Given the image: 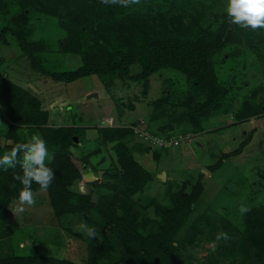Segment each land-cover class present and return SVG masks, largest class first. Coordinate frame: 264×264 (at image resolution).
<instances>
[{
    "label": "trees",
    "instance_id": "1",
    "mask_svg": "<svg viewBox=\"0 0 264 264\" xmlns=\"http://www.w3.org/2000/svg\"><path fill=\"white\" fill-rule=\"evenodd\" d=\"M226 3L225 0H141L139 5L123 8L105 5L101 0H0V45H16L30 58L33 71L58 83L70 84L97 75L107 88L116 81L141 82L146 87L148 79L155 74L177 72L187 83L188 110H182L180 115L174 110L169 123L159 131L171 132L178 138L181 135L177 128L185 120L193 127V133L200 132L203 117L218 111L227 113V106L234 100L232 85L226 76H221L223 62L217 56H222L231 44L244 40L257 50L258 56L264 51L261 46L264 28L254 31L230 24ZM33 16L55 20L62 29L59 51L77 55L82 61L80 67L54 72L42 64V55L51 45L49 38L42 35L32 39ZM134 67L139 70L132 74ZM263 89L264 85L257 91L253 89L252 96L243 100L235 115L237 121L264 116V100L260 99L264 96ZM31 93L12 86L5 76H0V102L5 104L1 102L2 112L10 124L7 140L12 141V144L0 145V157L15 144L27 141L20 139L21 129L29 128L32 135L40 131L50 157H54L48 166L54 170L55 179L47 191L54 214L58 218L100 220L98 230L102 243L90 245L86 263L26 252L7 254L0 264H193L197 261L195 257L184 252L188 247L201 245L205 228L211 230L212 241H216L220 231H226L231 238L216 241L218 244L209 249L208 261L204 264H264V206L251 208L243 215L245 229L240 232L201 201L204 172L199 173L195 182H190L191 192L181 190L170 195L171 207H157L162 218L157 231L141 233L149 220H138L140 213L133 197L144 192L156 175L130 155L126 138L136 135L133 126L97 127L102 144L119 143L118 183L97 181L87 183L91 186L89 192L73 191L77 182H83V171L88 167L96 171L88 158L78 160V144L74 138L84 130L75 125L67 110L60 111V116L45 110ZM200 97L204 99L199 102ZM252 137L238 150L224 155L211 169L215 171L228 158L241 154ZM138 147L142 148L141 144ZM143 148L145 154H153L154 160L160 163V153L148 144ZM163 149L171 151L169 147ZM14 173L23 174L19 164L7 171L0 168V211H6L18 199L22 185L14 180ZM32 188L38 190L39 186L33 183ZM17 248L22 250L18 244Z\"/></svg>",
    "mask_w": 264,
    "mask_h": 264
},
{
    "label": "rangeland",
    "instance_id": "2",
    "mask_svg": "<svg viewBox=\"0 0 264 264\" xmlns=\"http://www.w3.org/2000/svg\"><path fill=\"white\" fill-rule=\"evenodd\" d=\"M30 25L35 32L32 39L37 40L40 35L49 38L48 44L51 46L48 51H44L41 61L47 69L65 72L81 66L82 61L77 55L59 51L62 29L53 18L33 16ZM261 46L264 48V43ZM217 57L223 62L220 65L221 76H226L228 84L232 85L234 100L227 106V113L218 111L207 118L203 117L200 132L193 133V127L187 123L189 121L180 124L178 134L187 141L171 147L170 153L163 149L165 145L160 146L157 142L161 137L177 136H172L171 132L161 134L159 129L169 123L174 110L178 113L188 110L187 83L175 71L151 76L146 87L141 82L116 81L107 88L97 75L70 84L58 83L33 71L30 58L25 57L16 45H0V76H5L12 86L30 90L41 101L43 109L52 110L59 116L63 110L72 114V120L77 123L75 125L84 130L79 133L76 142L78 160L88 158L98 171V181L101 183L112 185L119 181L116 177L120 170L119 143L102 144L97 127L107 126L110 119L113 126H133L136 135L126 138L130 155L156 175L144 192L133 197L140 213L138 220H149L147 228L141 231L143 235H147L150 230L157 231L162 220L157 207H171L170 195L173 193L181 190L191 192L190 182H195L200 172L206 174L201 179L204 187L201 197L203 204L243 232L244 217L239 213L241 203L251 208L264 206V116L237 121L235 115L243 100L252 96V90L257 91L264 85V51L258 56L257 50L249 47L244 40L231 44L222 56ZM132 70L133 74L139 67ZM164 98L167 101L164 102ZM201 99L204 97L197 100L200 102ZM260 99L264 100V96H260ZM1 102L0 145L3 147L7 143L12 144V141L7 140L10 124L2 112L5 104L2 102V106ZM184 129L190 132L183 134L181 131ZM19 133L20 139L24 141L32 135L29 128H23ZM37 133L41 135L40 131ZM251 135V141L241 154L225 160L219 169H211L224 155L238 150ZM149 136L151 138L148 139ZM140 144L142 148L138 147ZM146 144L162 155L160 163L154 160L153 154L143 152ZM177 147L180 148L174 149ZM162 172L167 173L166 181L160 177ZM72 190L86 193L91 190V186L77 182ZM13 207L14 203L6 211H0V260L8 257L7 254L27 252L29 255L54 256L86 263L90 245L102 243L98 230L100 220L56 217L47 192L39 193L36 204L26 206L22 213L15 215L11 210ZM83 221L97 228V237L89 238L80 231L79 225ZM210 234L211 230L205 228L201 245L188 247L184 252L187 256L192 254L195 257L197 261H193V264L207 263L209 249L218 244L210 239ZM17 244L22 250H18Z\"/></svg>",
    "mask_w": 264,
    "mask_h": 264
},
{
    "label": "clouds",
    "instance_id": "3",
    "mask_svg": "<svg viewBox=\"0 0 264 264\" xmlns=\"http://www.w3.org/2000/svg\"><path fill=\"white\" fill-rule=\"evenodd\" d=\"M101 3L130 8L133 5H139L141 0H101ZM225 11L229 17L230 24L238 25L244 29L251 28L254 31L264 28V0H227ZM109 121L110 124L107 126L103 125L102 127H120L113 126L112 119ZM175 141H178V145L174 144ZM183 142L185 143V139L182 141L180 137L178 139L177 137H161L157 144L171 148L179 146ZM53 158L50 157L47 142L38 133L31 135L26 142L15 144L10 152H5L0 157V168H3L4 171L15 169L18 164L22 169V175L13 174L14 180L19 181L22 185L18 199L13 202L15 207L11 208L15 215L24 212L26 206H34L37 195L48 191L55 179L54 170L48 166ZM33 183L39 186L38 190H33ZM250 211L251 207L247 204L241 203L239 206V213L241 215L247 214ZM79 229L89 238L97 237V228L90 226L87 221L81 222ZM230 238L229 234L224 231L218 232L215 236L216 241H228Z\"/></svg>",
    "mask_w": 264,
    "mask_h": 264
},
{
    "label": "water",
    "instance_id": "4",
    "mask_svg": "<svg viewBox=\"0 0 264 264\" xmlns=\"http://www.w3.org/2000/svg\"><path fill=\"white\" fill-rule=\"evenodd\" d=\"M75 142L78 141V138L75 137ZM207 173V172H206ZM166 172H162V175L160 177H162L163 181H166ZM82 180L85 183H95L99 180V175H97V173L93 170L92 167H88L86 171L82 172Z\"/></svg>",
    "mask_w": 264,
    "mask_h": 264
},
{
    "label": "built area",
    "instance_id": "5",
    "mask_svg": "<svg viewBox=\"0 0 264 264\" xmlns=\"http://www.w3.org/2000/svg\"><path fill=\"white\" fill-rule=\"evenodd\" d=\"M174 144H175V145H178V141H175Z\"/></svg>",
    "mask_w": 264,
    "mask_h": 264
},
{
    "label": "crops",
    "instance_id": "6",
    "mask_svg": "<svg viewBox=\"0 0 264 264\" xmlns=\"http://www.w3.org/2000/svg\"><path fill=\"white\" fill-rule=\"evenodd\" d=\"M70 115H72V114H70Z\"/></svg>",
    "mask_w": 264,
    "mask_h": 264
}]
</instances>
